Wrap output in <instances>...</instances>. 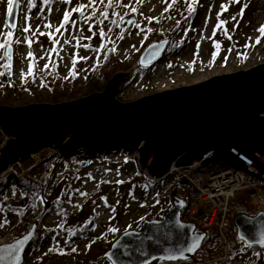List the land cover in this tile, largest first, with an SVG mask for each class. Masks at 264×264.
I'll list each match as a JSON object with an SVG mask.
<instances>
[{
	"label": "rangeland",
	"instance_id": "obj_1",
	"mask_svg": "<svg viewBox=\"0 0 264 264\" xmlns=\"http://www.w3.org/2000/svg\"><path fill=\"white\" fill-rule=\"evenodd\" d=\"M18 2V23L12 36L10 78L2 72L8 58L4 60V49H0V73H3L0 75V106L54 104L96 92L92 86L98 83L103 88L106 83L100 73L108 68L104 59L113 48L119 70L116 72L128 74V85L122 87L116 96L123 103L264 63V37L257 31L264 25V0H241L240 3L197 0L195 4L193 0H144L143 3H137V0H112L111 6L108 0H103V3L96 0L91 5L89 0H52L50 4H45L44 0H34L35 7H29L28 0ZM189 4L195 8L192 14L189 13ZM245 4L247 7H244ZM81 5H87L85 15L77 19L79 12L73 9ZM221 5H226L227 11L222 12ZM132 7L137 9L135 13L131 12ZM241 8H244L242 16L238 15ZM65 12L69 13V21L57 33L55 28L63 22ZM101 12L108 13V18L104 19ZM221 12L219 20L227 23L217 28V14ZM6 16L7 0H0V43L5 39L2 34L10 31L6 27ZM26 16L30 17L27 24H30L31 30L28 33L22 30L27 26ZM85 16L90 19H85ZM121 16L134 18L135 23L121 25ZM233 16H236L235 20ZM148 17L154 19L149 22ZM46 24H51L52 28L45 27ZM101 29L106 33L104 37L100 35ZM225 30L231 40L225 35ZM41 32L45 35H40ZM49 32L52 33L51 38L47 35ZM121 35L123 39L118 38ZM157 35L162 37L161 41H167L166 49L161 54L164 57L153 63L145 77L138 75L132 78L131 71L127 69L136 64L148 44L158 41L153 40ZM25 36L33 40L31 49L25 42ZM257 38H260L259 44H256ZM17 39L19 43L15 42ZM216 44L220 45L219 49L214 47ZM93 45L95 49L89 47ZM228 49H232L231 52ZM29 51L32 57H28ZM214 52L218 53L215 58ZM74 57L77 59L75 66ZM30 63L33 74L25 78ZM73 70L74 76L70 74ZM116 72L110 71V76ZM56 94L60 96L55 101ZM132 167L128 158H113V155L88 160L68 159L58 166L45 167L46 179L40 184L52 180L45 186L44 197L49 202L67 197L69 201L59 204L60 212L52 209L43 219L48 239L29 247L25 254L26 264H33L47 255L45 264H79L89 255V251L104 244H107V250L118 236L128 230H137L144 220H159L170 207L168 192L158 188V192H163L160 198H154L152 194L145 196L143 191L146 188L140 185L139 178L135 176V167ZM69 176L73 178L72 181ZM66 184H69L70 191L63 197ZM174 186H177L180 198H186L192 192L187 185H178L177 181L172 183ZM247 193L244 191L238 195L239 202L258 212L264 211V200L246 199ZM21 201L22 206L29 201L23 190L9 187L4 191L3 198H0V237L6 233L12 236L11 228L17 223L18 215L7 210V207L17 206ZM30 212L31 209L28 210ZM91 220L93 226L90 231L80 240L70 243L73 231ZM33 224L37 226V223ZM229 243L232 252L239 253L242 264L250 257L254 258L252 264H264V251L250 252L240 242L234 245H231V241ZM50 248L54 251L49 252ZM73 248L77 251L73 252ZM92 264L109 263L100 257Z\"/></svg>",
	"mask_w": 264,
	"mask_h": 264
},
{
	"label": "water",
	"instance_id": "obj_2",
	"mask_svg": "<svg viewBox=\"0 0 264 264\" xmlns=\"http://www.w3.org/2000/svg\"><path fill=\"white\" fill-rule=\"evenodd\" d=\"M18 13L19 2L14 0L13 14L6 16L10 31L15 30L12 24L17 26ZM83 16L79 13L76 18ZM129 20L134 18H124L120 24L129 26ZM166 43H150L137 66L146 68L156 62ZM127 78V73L117 72L102 91L56 104L0 106V130L8 138L0 148V174L45 149L65 157L78 150L90 156L137 152L140 168L157 179L165 177L172 166L185 168L194 163L199 164L198 173L215 165L264 173V63L123 103L116 96ZM176 190H171L170 208L159 220H145L137 230L122 233L101 259L109 264L191 259L206 235L195 232L194 223L181 220L186 202L176 196ZM232 224L237 240L264 250L259 242L264 237V211L254 216L238 213ZM36 227L33 224L11 243L0 245V264H23ZM200 236L204 237L200 246L187 251ZM252 263L253 258L246 262Z\"/></svg>",
	"mask_w": 264,
	"mask_h": 264
},
{
	"label": "built area",
	"instance_id": "obj_3",
	"mask_svg": "<svg viewBox=\"0 0 264 264\" xmlns=\"http://www.w3.org/2000/svg\"><path fill=\"white\" fill-rule=\"evenodd\" d=\"M46 156V153L34 155L15 167L8 168L0 174V183L9 176L20 177L31 170ZM136 155L133 160H136ZM196 164L188 169L171 168L170 173H181L183 178L198 194V204L188 210L190 219H197L201 229L215 228L216 238L207 252L198 254L191 262L186 264H242L241 259H231L227 240L230 231V221L233 210L229 203L241 190H255L256 199L264 200V173L259 176H249L238 171L220 170L209 177L191 174ZM46 172L38 177L40 181L46 179ZM141 179L154 184L157 179L144 174ZM166 188V187H165ZM8 235L0 239V243L7 242Z\"/></svg>",
	"mask_w": 264,
	"mask_h": 264
},
{
	"label": "trees",
	"instance_id": "obj_4",
	"mask_svg": "<svg viewBox=\"0 0 264 264\" xmlns=\"http://www.w3.org/2000/svg\"><path fill=\"white\" fill-rule=\"evenodd\" d=\"M161 38H162L161 36L157 35L153 40H160ZM104 64H106L108 68L106 67L107 69L105 71H102L100 73V76H102V78L107 81L110 78V71H114V72L119 71L118 70V64H117V61L115 59V53L113 51L109 50L107 52L105 59H104ZM5 65H7V63ZM5 65L2 66V69H3L2 72L6 73L7 74L6 76H8L10 78L11 77L10 70H8L5 67ZM150 67L151 66H149L148 68H145V69H141V68H138L137 65L135 64L133 67H129L127 70L131 71L132 78H134L135 76H138V75L145 77L148 74ZM127 83L124 85V87H126L128 85ZM8 86L10 87V85H8ZM92 87L94 88V91H99L102 88V86H100L98 83H97V85L92 86ZM59 96L60 95L57 96V94H56L54 97V100L56 101ZM72 96L74 97V94ZM54 103H57V102H54ZM123 154L124 153H122L121 151H109V152L98 153V154L90 156V155H87L82 150H78V151L74 152V154L71 155L70 158L74 159V160H79V159H87L88 160V159H93V158H98V157H104L106 155H123ZM70 158L65 157L62 154L55 153V154H53L52 157L45 160L43 162V164H40L39 166H37L35 169L31 170L29 173H27L23 177L11 178V179H9V181L7 183L0 185V198H3L4 191H6V189L9 187H11L12 190H14V189L23 190L25 192L26 196L29 198V201L27 202L26 206H22V201H21L17 206H8L7 207V210H12L18 215L17 223L15 225H13L11 228V234H12V237L14 239L17 238L22 233H25L33 223H37V232H36V237L33 241V244L37 243L40 240L43 241V240L48 239L47 230H45L43 228V219L50 214L52 209H54L57 212H60L61 208H60L59 204H61L63 202L67 203L69 200L67 197L64 200H60V201L54 200L52 202H49L44 197L45 196L44 190H45L46 184H49L52 179L49 180L48 182H46L45 184H40L38 181H34L33 177L38 175L42 171V169L45 165L58 166L62 163H65V161L70 159ZM218 168H219V166H210L209 168L203 170L202 173L203 174H210L212 171H214ZM175 179H178V178L176 177ZM69 180L72 181L73 178L71 176H69ZM178 183H181V182L179 181ZM156 187H157L156 185H153V186L146 188L143 191V194L145 196L152 194V192L155 191ZM69 191H70L69 184H66V188L63 191L62 196L64 197ZM39 196H42V198H40ZM250 197H251L250 193H247L246 199H250ZM193 199H194L193 193L187 194V196L185 198V201L187 203V207L190 205V203H192ZM231 206L236 210L235 211L236 213L246 211V207L243 205V203H241L239 201H233L231 203ZM29 209H31L30 213H28ZM181 218L183 221H185L184 211L181 214ZM92 226H93V220H91L86 225L81 226L77 230L75 229L73 231V237H72V240L70 241V243H74L75 240L76 241L80 240L84 236L85 233L90 231ZM0 229H1V227H0ZM212 235H213V230L206 232V238L203 242L202 248L204 247L206 242L213 237ZM230 241H231V245H234V243H238L235 236L232 237L230 239ZM106 248H107V244H104L94 251H89V255L84 260H82L79 264H92L96 258L99 259L101 257L102 252L105 251ZM244 249L247 251H250V250H254L255 252L259 251L255 247L244 248ZM233 255H237V253L233 252ZM47 258H48V255L44 256V257H40L38 260H35L33 262V264H45ZM155 264H169V263L156 262Z\"/></svg>",
	"mask_w": 264,
	"mask_h": 264
},
{
	"label": "snow or ice",
	"instance_id": "obj_5",
	"mask_svg": "<svg viewBox=\"0 0 264 264\" xmlns=\"http://www.w3.org/2000/svg\"><path fill=\"white\" fill-rule=\"evenodd\" d=\"M52 2V0H44V3L45 4H50ZM101 3H103V0H100ZM144 0H137V3H143ZM173 2H175V0H173ZM197 2V0H193V4H195ZM232 3H240L241 0H231ZM13 3H14V0H7V15L8 16H12L13 14ZM28 3H29V7H35V3H34V0H28ZM96 3V0H89V5L91 4H95ZM111 3H112V0H108V5L111 6ZM193 4H189V13L192 14L194 13L195 11V8L193 7ZM87 7V5H81L75 9H73V11H76V12H80L81 15L84 14V8ZM169 7H171V5H169ZM244 7H247V4L244 5ZM221 9H222V12L223 11H227V6L226 5H221ZM137 11V9L135 7H132L131 8V12L135 13ZM221 13H218L217 14V18L219 20V16L222 14ZM115 14V13H114ZM244 14V8H241L240 10V13L238 15H243ZM101 16L104 18V19H107L108 18V13H105V12H101ZM30 19V17H25V21H26V24H27V21ZM85 19H90L89 17H86L85 16ZM149 20V22H151L154 18L152 17H148L147 18ZM233 20L236 19V16H233L232 17ZM121 20H123V16H121ZM69 21V13L68 12H65L64 13V17H63V22L61 23V25L59 27H56L55 28V32H60L61 31V28L64 27V25ZM101 23H103V20L100 21ZM113 23H116V21H113ZM128 23H135V21H132V20H129ZM179 23V22H178ZM225 23H227L226 21H223V20H219V23L217 24V28H220L222 27ZM138 26V25H137ZM11 28H16V25L15 24H12L10 26ZM45 27H48V28H52V25L51 24H46ZM25 33H28L30 32L31 30V26L30 24H27V26H25L23 29H22ZM37 32H39V28L36 29ZM150 31V29H149ZM259 33H260V36L261 37H264V25H262L258 30H257ZM35 33H33L34 35ZM2 35L5 36V39H4V42L3 43H0V49H4V56L5 57H8V59L10 60L11 59V45H12V36H13V32L9 31L7 33H3ZM40 35H45V33L41 32ZM47 35L50 36V38L52 37V33L49 32L47 33ZM100 35L101 37H104L106 35V33L104 32L103 29L100 30ZM213 35H215V30L213 32ZM225 35H227V38L229 40H231V36L227 34V31L225 30ZM119 39H123V35H121L120 37H118ZM25 42L27 44V46L29 47V49H31V45L33 43V40L31 37L29 36H25ZM251 39V38H249ZM16 43H19V39H17L15 41ZM53 42L55 43L56 41L53 40ZM261 41H260V38H257L256 39V44H259ZM197 47L199 48V45H197ZM215 48L219 49L220 45L219 44H216L214 45ZM245 47H249V45H245ZM232 49H228L229 52H231ZM54 51V49H53ZM111 51H115V49L113 48ZM198 54V53H197ZM218 53L217 52H214L213 53V58H215V56L217 55ZM32 52L29 51L28 53V57H32ZM245 55V58H246V53L244 54ZM79 59H86V57H80ZM225 60H227V57H225ZM77 63V59L74 57L73 58V66H75V64ZM5 67L10 70L11 69V64H7L5 65ZM32 67L33 65L30 63L29 64V69H28V73L25 75V78L27 75H32ZM48 65L46 64L45 65V68H47ZM71 75H75V71L73 70L72 72H70ZM0 75H3V73H0ZM90 175V174H89ZM83 195H86V193H83ZM102 199H106V198H102ZM2 226V225H0ZM110 231H116V229H109ZM204 237L203 236H200V237H197L196 240L192 243L191 246L188 247L187 251L189 252H192V251H195L196 248H198L200 245H199V241L200 240H203ZM240 239H244V237H240ZM260 243L264 244V237H262L260 240H259ZM249 247H251V245L249 244ZM54 251V249L50 248L49 249V252H52ZM73 252L77 251L76 248H73L72 249ZM241 251H243V249H241ZM61 254H63L62 250H61ZM163 259V257H161ZM169 259H175V256H169L168 257Z\"/></svg>",
	"mask_w": 264,
	"mask_h": 264
},
{
	"label": "flooded vegetation",
	"instance_id": "obj_6",
	"mask_svg": "<svg viewBox=\"0 0 264 264\" xmlns=\"http://www.w3.org/2000/svg\"><path fill=\"white\" fill-rule=\"evenodd\" d=\"M12 46V45H11ZM12 49H13V47H12ZM12 52H13V50H12ZM4 60H5V58H4Z\"/></svg>",
	"mask_w": 264,
	"mask_h": 264
},
{
	"label": "bare ground",
	"instance_id": "obj_7",
	"mask_svg": "<svg viewBox=\"0 0 264 264\" xmlns=\"http://www.w3.org/2000/svg\"><path fill=\"white\" fill-rule=\"evenodd\" d=\"M195 164H197V163H195Z\"/></svg>",
	"mask_w": 264,
	"mask_h": 264
}]
</instances>
